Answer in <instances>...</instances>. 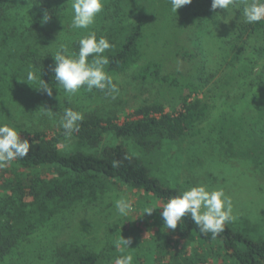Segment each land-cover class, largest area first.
<instances>
[{"label": "trees", "instance_id": "obj_1", "mask_svg": "<svg viewBox=\"0 0 264 264\" xmlns=\"http://www.w3.org/2000/svg\"><path fill=\"white\" fill-rule=\"evenodd\" d=\"M194 2L177 13L171 11L170 0H161L151 15L137 7L131 21L129 10L120 9L121 25L107 37L111 45L105 53L109 60L107 70L125 72L137 66L136 79L175 89L182 97L179 109L167 111L161 101L145 103L122 122L116 114L86 111L79 130L70 137L73 140L67 151L60 146L65 138L63 128L53 135L43 129L16 128L22 139L29 140L30 150L26 157L17 158L8 168L1 169L6 195L0 198V261L27 240L36 226L31 222L37 211L32 208L33 202L43 210L50 203L81 200L96 192L101 179L127 184L165 203L185 190L159 176L154 164L167 142L200 139L202 124L211 115L209 101L194 95L205 86L203 77L199 73L187 74L182 64L196 60L199 55L189 37H185L196 25L201 26L199 18L188 11ZM68 5V0H0L3 91L13 87L12 81L24 80L29 70L42 73L46 82L55 83L54 72L45 65L44 56L51 36L50 25L65 13ZM45 10L51 18L42 24ZM136 11L140 13L136 15ZM210 13L214 20L221 14L218 9ZM254 41L258 43L252 47ZM227 42L226 64L232 68L222 78L221 95L231 110L222 112L212 129L219 134L220 142L237 144L250 162L264 171V21L248 24L241 20ZM166 57L174 62L166 65ZM248 60L252 64L247 65ZM240 64V70H235ZM6 76H11L12 81L6 82ZM24 85L28 86L26 82ZM252 92L257 108L235 112V107ZM43 168L49 172L41 173ZM176 235L183 244L203 249L214 261L209 264H219L220 260L221 264H264V239H256L232 223H226L213 239L211 233L202 234L186 216L178 224ZM53 255L52 264H99L102 257L101 253L80 246H62ZM199 255L195 253L196 257L190 261L206 263Z\"/></svg>", "mask_w": 264, "mask_h": 264}, {"label": "rangeland", "instance_id": "obj_2", "mask_svg": "<svg viewBox=\"0 0 264 264\" xmlns=\"http://www.w3.org/2000/svg\"><path fill=\"white\" fill-rule=\"evenodd\" d=\"M160 2L161 0H104L103 11L93 25L88 29H72L71 0H68L65 13L50 25L52 30L49 28L51 36L44 56L45 65L51 68L55 66L51 54L60 44H66L70 52H78V41L88 32H95L98 38L111 36L117 25H121L118 12L120 9L129 10L133 16L131 21L134 19L135 8L151 15ZM210 7V0H196L188 8L190 15L199 18L197 20L201 26L196 25L185 37H189L199 55L194 61L186 60L182 63L187 74L192 76L199 73L203 77L205 86L199 94L194 95L209 101L210 118L202 124L204 131L200 139L164 144L155 157L154 167L159 176L185 189L197 185H206L209 190L223 189L231 198L232 215L236 218L227 223H232L237 229L256 239H264V171L253 165L237 144L231 145L224 140L220 142L219 134L212 129L219 122L222 112L231 110L221 95L224 84L222 78L232 68L226 64L227 41L235 25L242 20V4L237 0L236 5L230 6L228 11L218 9L221 14L216 20L211 16ZM235 8L238 9L237 12L234 11ZM138 13L140 12H135L136 15ZM227 17L230 22L225 23ZM256 43L258 42L254 41L252 47ZM248 54H251V50ZM91 59L90 56L89 60ZM164 61L166 65H171L174 59L166 57ZM246 64L250 65L252 62L248 60ZM240 67L241 64L237 65L235 70H240ZM105 70L119 88L115 99L104 91L93 89L88 92L85 88L69 96L62 88L59 92L56 83L47 82L53 87V95L50 97L42 90L38 91L29 84L25 86L20 80L12 81L11 76H6V82L12 81L13 87L4 91L0 87V123H7L15 128L43 129L48 135H53L62 128L59 121L66 107L82 114L89 110L116 114L121 122L136 107L145 103L161 101L166 104L167 111L180 108L182 97L175 89H170L168 85L136 79L134 75L137 66L125 72H109L106 67ZM254 101L255 95L253 92L249 93L234 111L241 112L246 107L257 108ZM41 107L51 109L53 116L49 118L43 115V110H39ZM61 140V148L65 151L70 149L73 139ZM1 169L6 167L0 168V198L6 195V189L2 186L1 179L4 175ZM40 172L46 174L49 171L43 168ZM97 184L95 193L72 203H50L49 207L42 210L33 202L31 205L35 206L31 207L37 211L31 222L36 226L28 239L15 247L0 264H52L54 250L62 246H80L95 250L102 254L99 264H114L118 256L128 253L133 255L132 264L214 262L203 249L179 241L176 235L178 226L175 230H168L164 226L160 216L162 209L154 210L151 215H143L145 208L152 203L158 202L163 206L165 202L162 200L148 192L112 180L101 179ZM122 196L133 202V210L126 217L119 216L114 205V200ZM123 238L131 241L130 248L121 243L120 249H117L113 241ZM195 253L200 254L206 263L190 261L191 257H196ZM221 263L222 260L219 264Z\"/></svg>", "mask_w": 264, "mask_h": 264}, {"label": "clouds", "instance_id": "obj_3", "mask_svg": "<svg viewBox=\"0 0 264 264\" xmlns=\"http://www.w3.org/2000/svg\"><path fill=\"white\" fill-rule=\"evenodd\" d=\"M192 3V0H170L171 11H177ZM242 4L241 19L248 24H256L264 21V0H240ZM236 0H212L211 10H229L235 6ZM104 0H71V24L72 29H88L95 23L97 16L103 11ZM51 14L45 10L42 24H46ZM230 22L228 17L225 23ZM78 52H70L66 44H60L56 51L51 54L54 58V72L56 87L59 92L62 88L69 96L77 94L81 88L92 92L93 89L104 91L113 99L119 94V88L114 83L113 77L105 70L109 60L103 55L111 45L106 37H97L95 32H88L78 41ZM92 57L89 60V57ZM20 80V79H19ZM38 91L42 90L48 96L53 95V87L44 79L42 73L37 75L33 70L26 73L24 80ZM43 115L51 118L54 112L51 109L41 107ZM84 119L81 112L70 107L63 109L60 118V126L64 130L65 138H70L72 133L79 130V122ZM30 143L28 139H22L20 133L14 126L7 123L0 124V168L7 167L17 158L28 155ZM116 212L121 217H126L133 210V202L120 197L114 200ZM162 209L160 216L167 229L175 230L187 216L199 228L202 234L211 233L215 239L223 230L227 222L236 218L232 215L233 205L223 189L209 190L206 185L191 186L175 196L170 197L167 203L161 206L158 202L146 207L144 214L151 215L154 210ZM121 243L128 247L131 243L128 239L113 241L114 246L120 249ZM130 248V247H129ZM133 255L118 256L114 264H132Z\"/></svg>", "mask_w": 264, "mask_h": 264}]
</instances>
